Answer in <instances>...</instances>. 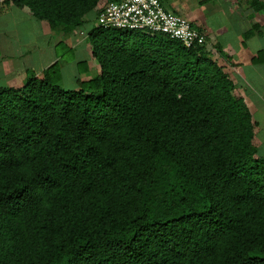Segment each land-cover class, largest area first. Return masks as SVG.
Wrapping results in <instances>:
<instances>
[{
    "label": "trees",
    "instance_id": "1",
    "mask_svg": "<svg viewBox=\"0 0 264 264\" xmlns=\"http://www.w3.org/2000/svg\"><path fill=\"white\" fill-rule=\"evenodd\" d=\"M103 1L0 12L68 33ZM86 35L100 71L77 88L62 41L42 75L0 87V264H264V156L223 66L164 33Z\"/></svg>",
    "mask_w": 264,
    "mask_h": 264
},
{
    "label": "crops",
    "instance_id": "2",
    "mask_svg": "<svg viewBox=\"0 0 264 264\" xmlns=\"http://www.w3.org/2000/svg\"><path fill=\"white\" fill-rule=\"evenodd\" d=\"M258 1L263 4L260 8L257 7ZM163 3L167 8L190 18L196 27L205 32L207 50L223 66L234 82L235 92L245 99L252 113L255 122L254 143L257 145L258 154L264 156V130L259 127L264 124V118L257 115L264 109V0H163ZM3 5L0 12V87H19L31 74L42 75L45 68L59 59L56 53L59 41L76 48L87 36V33L84 37L79 36L80 32L85 33V30L65 33L53 29L47 20L38 18L40 28L35 37L29 40L20 38L8 41V36L13 34L7 29V13L20 11L25 17H37L27 5ZM85 18L87 22H91L89 16ZM21 23L16 20L10 26L23 29ZM2 43L19 47V50L16 53L2 50ZM89 44L88 57L85 58L89 68L79 73L78 61L82 59L73 63L76 88L78 77L88 79L100 71L99 63L93 57ZM21 55H33L32 63L18 67ZM59 60L63 78L66 76L64 70L72 64L64 58Z\"/></svg>",
    "mask_w": 264,
    "mask_h": 264
},
{
    "label": "built area",
    "instance_id": "3",
    "mask_svg": "<svg viewBox=\"0 0 264 264\" xmlns=\"http://www.w3.org/2000/svg\"><path fill=\"white\" fill-rule=\"evenodd\" d=\"M98 25L143 29L147 33H164L184 45H205L207 37L190 18L167 8L163 0H105L98 13Z\"/></svg>",
    "mask_w": 264,
    "mask_h": 264
},
{
    "label": "rangeland",
    "instance_id": "4",
    "mask_svg": "<svg viewBox=\"0 0 264 264\" xmlns=\"http://www.w3.org/2000/svg\"><path fill=\"white\" fill-rule=\"evenodd\" d=\"M105 1V0H104ZM16 20H20L21 26H23V29L21 28H11V24L13 22H15ZM5 22L7 23V29H10V33L13 35H9L7 38V40H12L15 41L16 39H31L33 37H35L34 35L37 33L36 31L39 30L40 26L38 24L39 19L38 18H28L27 16L25 17L20 11H17V13H7V15H5ZM98 18H95L94 20H91V22H88L84 28L85 33L80 32L79 36L80 37H84L83 35H85L90 28L98 25ZM2 36H4L2 34ZM87 44H89V39L86 36L83 40V42L81 44H79L76 48H69V47H62L58 50L62 51V58H64L66 61L71 62L72 65H69L66 70H64L66 76L61 78L60 83L66 87V88H73L76 86V77H75V69L73 67V63L79 59H85L86 57H88L87 55ZM89 49L92 50L91 48V44L88 45ZM2 50L8 51V52H14L16 53L19 49L15 48L14 46L10 45V44H1ZM61 47V45H60ZM33 61V55H31L30 57L27 55H21L20 57V61L18 62L17 66L20 67L21 65L23 66H27L28 64H31ZM259 117L264 118V109H262L261 111L258 112L257 114ZM262 120V119H261ZM260 120V122H261ZM260 129L263 128L264 130V124H260Z\"/></svg>",
    "mask_w": 264,
    "mask_h": 264
}]
</instances>
